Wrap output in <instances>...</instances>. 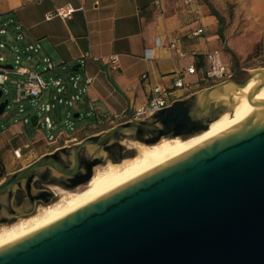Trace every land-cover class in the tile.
<instances>
[{"label":"water","instance_id":"obj_1","mask_svg":"<svg viewBox=\"0 0 264 264\" xmlns=\"http://www.w3.org/2000/svg\"><path fill=\"white\" fill-rule=\"evenodd\" d=\"M263 87L261 70L237 73L146 120L118 124L6 176L0 183V219H44L86 193L96 168L134 156L124 140L153 146L165 138H190L230 115L253 90L246 113L215 137L0 250V264H264ZM7 102L0 103V115ZM30 124L36 127V116ZM108 148L120 156L111 159ZM83 160L89 164L87 178L71 189L51 186L57 197L37 204L34 212L36 180L44 174L75 178L85 172ZM18 189L26 193L21 204L14 200Z\"/></svg>","mask_w":264,"mask_h":264},{"label":"crops","instance_id":"obj_2","mask_svg":"<svg viewBox=\"0 0 264 264\" xmlns=\"http://www.w3.org/2000/svg\"><path fill=\"white\" fill-rule=\"evenodd\" d=\"M66 6L74 10L68 18L46 17ZM7 20L21 27L25 44L40 45V54L55 69L72 67L93 78L80 102L92 114L129 117L147 103L150 84L171 88L172 78L188 66L206 68L209 51L224 45L221 60L231 70L225 60L228 54L243 55L258 43L264 46V0H0V22ZM199 29L203 32L193 35ZM176 48L185 53L184 59L177 58ZM146 50L150 60L144 58ZM86 55L90 57L81 65ZM111 56L118 60L115 70L102 62ZM185 79L193 85L174 91L173 102L211 86L199 82L198 74ZM12 80L6 84L14 95ZM85 132L75 133L76 141L68 147L94 136ZM17 149L19 159L13 155ZM53 152L44 136L31 138L20 124L0 122V183Z\"/></svg>","mask_w":264,"mask_h":264},{"label":"built area","instance_id":"obj_3","mask_svg":"<svg viewBox=\"0 0 264 264\" xmlns=\"http://www.w3.org/2000/svg\"><path fill=\"white\" fill-rule=\"evenodd\" d=\"M190 2V0H188ZM74 10L70 6L56 9L53 13L48 14L46 17L48 19L58 17L61 19L68 18ZM3 28L0 29V35L6 33V29L10 26H14V29L17 33L15 38L16 42L24 43V34L20 26H16L12 20L4 21L2 24ZM203 32L202 29L197 30L193 35L197 36ZM224 45L220 48L211 50L206 55V68H197L194 65H190L185 68L183 71L179 72L172 78L171 88L162 87L158 85H151L149 90V98L147 103L138 108L131 114L129 117L110 115L102 112L87 113V117H92L95 120V126L97 125H108L110 128L117 126L118 124L129 122L132 120H146L154 112L168 108L174 100L176 99L173 96V92L177 90H188L193 85L192 82H188L185 77L199 75V82H208L211 86L226 82L230 80V77L233 76V72L229 70L221 60V52ZM5 46L0 44V49H3ZM171 47H175L174 44H171ZM14 54L13 63H5L6 57L0 55V92L1 95H8V90L5 88L7 82L10 78L12 84L15 86V92L11 100H7L4 112L12 111L14 107L18 108V114H23L25 112L24 103H30L31 107L37 108L38 113L36 116V127L38 130L45 128L46 133L44 135V140L48 147H53V151H56L61 148H67L72 141H76L75 131H73V123H69L67 128L73 131V135L65 136L61 131L57 133L56 136L51 134L55 130L56 121L50 115L53 110L56 109V105H62L65 110H70L67 112L66 116H71L72 113H76L78 110L77 102L82 101V95L86 94L88 87L93 83V78L88 76L76 75L77 70H73L69 74L68 82L71 84V91L75 93H70L68 95V88L65 85V81L61 78L50 79L49 82H46L41 74L30 70L27 66L21 65L20 55L19 54H30L35 55L40 53L41 47L38 43L27 44L23 49L11 48L10 49ZM176 56L178 59H184L185 53L176 48ZM90 55L83 56L80 64L83 65V60L89 58ZM144 58L150 60L151 54L149 50L145 51ZM27 62L31 61V56L26 58ZM103 63L108 64L111 69L115 70L118 68V60L116 56H111L106 60H102ZM42 63L45 65L43 67L44 72H52L56 66L48 58H42ZM10 65L11 69L3 68V66ZM50 87L53 88L54 93L51 96L52 103H40L45 91ZM172 99V100H171ZM43 113L47 114L43 116ZM4 114V113H3ZM80 115L78 114V117ZM23 124L30 123L29 117H24L22 120ZM16 123V121H14ZM79 143V142H78ZM77 143V144H78ZM26 149H29L30 146L26 145ZM13 155L16 158L21 157V151L19 149L13 151Z\"/></svg>","mask_w":264,"mask_h":264},{"label":"bare ground","instance_id":"obj_4","mask_svg":"<svg viewBox=\"0 0 264 264\" xmlns=\"http://www.w3.org/2000/svg\"><path fill=\"white\" fill-rule=\"evenodd\" d=\"M264 73V69L261 70ZM249 72V71H248ZM233 85L227 83L224 86ZM264 92V87H263ZM253 97V90L242 96L240 107L227 117L214 120L206 131L187 139L165 138L153 146H146L137 142H130L135 155L124 159L118 164L96 168L89 190L81 197L43 219L42 215H31L17 219L10 225L0 226V250L18 242L72 213L94 197L115 187L123 180L157 166L165 160L215 137L218 133L232 125L239 117L246 113ZM130 151V153L132 152ZM129 153V154H130Z\"/></svg>","mask_w":264,"mask_h":264},{"label":"rangeland","instance_id":"obj_5","mask_svg":"<svg viewBox=\"0 0 264 264\" xmlns=\"http://www.w3.org/2000/svg\"><path fill=\"white\" fill-rule=\"evenodd\" d=\"M3 22H0V29L3 28L2 26ZM17 36V33L14 29V26H10L6 29V33L3 35H0V44H3L5 47L3 49H0V55H3L6 57L5 63H13L15 54L10 50L11 48H19L23 49L24 46L27 44L23 42H16L15 38ZM21 65L27 66L30 70L37 72L41 74L42 78L49 82L50 79H56L61 78L63 81H65V85L68 88V95L70 93H75V91H71V84L68 82L69 74L73 72L72 67H69L65 70H62L61 68L55 69L52 72H44L43 67L45 66L42 63V56L40 53L35 55L33 53L30 54H19ZM28 56H31V61L27 62L26 58ZM226 62L229 64L230 69L233 72V75L237 73H244L245 71L253 72L255 69L262 70L264 69V46L262 43H258L253 48H251L249 51H247L243 55H234V54H228L226 56ZM2 65V64H0ZM76 75H81L80 72H76ZM5 88L8 89L9 94L7 96L3 95L0 98V103L4 100H11L13 97V87H11L9 84L5 85ZM54 93V90L52 87H50L47 91H45L40 103H52L51 96ZM84 97V94L82 95V98ZM77 107L80 106V102H77ZM25 112L23 114H18V108L14 107L12 111H5L3 115L0 116V122L4 121V123H12L16 121V123L20 124L21 129L23 132H25L29 137L33 138L34 136L38 138H42L46 130L45 128H41L40 130H37L34 128L30 123L23 124L22 120L24 117L31 118L32 116H35L38 111L37 108L31 107L30 103H24L23 104ZM81 108V106H80ZM67 112H71L70 110H65L62 105H56V109L52 111L50 114L53 119H55L56 127L55 130L51 132L54 136L57 135L58 132H62L65 136H71L73 135V131L80 132L82 130H86L84 135H93L98 136L102 134L104 131H107L110 129V126L104 125L100 128H91L96 123L95 120L92 117H87L86 114L88 110H84L81 108L79 109V117H75L76 113H72L71 116H66ZM47 114L43 113V116ZM69 123H73V131L69 130L67 128V125ZM122 123V122H121ZM91 128V129H90ZM88 129V130H87ZM82 137V136H81ZM79 137L77 140L80 141ZM132 141L124 140L122 143L126 148L131 149L132 145L129 143ZM132 151V150H131ZM134 152V151H132ZM135 155V152H134ZM16 158V157H15ZM18 159V158H16ZM125 159V157L123 158ZM127 159V158H126ZM27 216H16V220L20 218H25Z\"/></svg>","mask_w":264,"mask_h":264},{"label":"flooded vegetation","instance_id":"obj_6","mask_svg":"<svg viewBox=\"0 0 264 264\" xmlns=\"http://www.w3.org/2000/svg\"><path fill=\"white\" fill-rule=\"evenodd\" d=\"M107 150L109 152L111 159L120 156L119 154H117V156H114L111 148H108ZM82 165H84L85 172H83L82 174H79L75 178L56 180L55 178L50 177L49 174H44L38 180H36L34 186L37 188L38 194L34 198V202H35V206L33 209L34 212H35L37 204H42V205L46 203L50 204L55 200L53 199V196L57 197V194L52 190L51 186L59 187L63 189H71L73 186L80 185L87 178L88 172H89V164L86 160L82 161ZM20 195L26 196V193L20 189L16 191L14 200H17L18 204L19 203L21 204L22 202ZM5 219L6 218L0 219V222L2 223L4 222V223H7V225H10L15 222L16 217H12L10 218V220H7V219L5 220Z\"/></svg>","mask_w":264,"mask_h":264}]
</instances>
